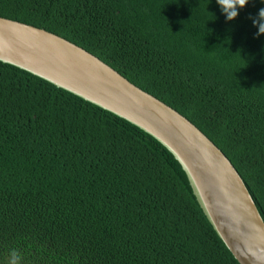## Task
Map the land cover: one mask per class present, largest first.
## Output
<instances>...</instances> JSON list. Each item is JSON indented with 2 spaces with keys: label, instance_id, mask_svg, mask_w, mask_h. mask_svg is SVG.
<instances>
[{
  "label": "trees",
  "instance_id": "16d2710c",
  "mask_svg": "<svg viewBox=\"0 0 264 264\" xmlns=\"http://www.w3.org/2000/svg\"><path fill=\"white\" fill-rule=\"evenodd\" d=\"M264 0H0V16L91 52L195 124L264 221ZM239 264L161 147L0 60V264Z\"/></svg>",
  "mask_w": 264,
  "mask_h": 264
},
{
  "label": "water",
  "instance_id": "95a60500",
  "mask_svg": "<svg viewBox=\"0 0 264 264\" xmlns=\"http://www.w3.org/2000/svg\"><path fill=\"white\" fill-rule=\"evenodd\" d=\"M0 60L135 125L175 172L239 264H264V221L226 155L189 119L83 47L0 16Z\"/></svg>",
  "mask_w": 264,
  "mask_h": 264
},
{
  "label": "clouds",
  "instance_id": "9594fccd",
  "mask_svg": "<svg viewBox=\"0 0 264 264\" xmlns=\"http://www.w3.org/2000/svg\"><path fill=\"white\" fill-rule=\"evenodd\" d=\"M217 3L221 6L226 19L231 21L238 16L237 6L243 8L248 3V0H217ZM249 19L252 20L254 26L258 27L257 36L264 34V8L259 11L257 17H249ZM20 260V253L13 249L10 253L8 264H19Z\"/></svg>",
  "mask_w": 264,
  "mask_h": 264
}]
</instances>
